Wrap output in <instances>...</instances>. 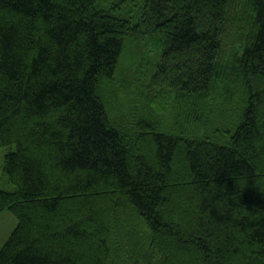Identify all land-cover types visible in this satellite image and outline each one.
<instances>
[{
  "label": "trees",
  "instance_id": "1",
  "mask_svg": "<svg viewBox=\"0 0 264 264\" xmlns=\"http://www.w3.org/2000/svg\"><path fill=\"white\" fill-rule=\"evenodd\" d=\"M6 146L0 264H264V0H0Z\"/></svg>",
  "mask_w": 264,
  "mask_h": 264
},
{
  "label": "rangeland",
  "instance_id": "2",
  "mask_svg": "<svg viewBox=\"0 0 264 264\" xmlns=\"http://www.w3.org/2000/svg\"><path fill=\"white\" fill-rule=\"evenodd\" d=\"M153 52L156 53V50L149 52L147 54V64L146 66H149L150 64L153 65V61L155 59V55ZM146 56V55H145ZM125 60H121L118 62L116 72L115 74H119V78L121 79V82L123 80H127V66L122 65ZM144 67V73L148 74V70L146 71L147 67ZM120 88L122 87V83H120ZM158 102H161V98L157 100ZM123 105L120 106L121 111L126 115H128V120H131V123L136 124L137 121L141 117V112L140 110H137L133 104L127 99V96L125 95L124 92V98L122 99ZM156 105V104H155ZM154 105V106H155ZM159 109H160V104H159ZM157 109V107H156ZM124 118V117H123ZM14 149V146H6V147H0V189L2 190H7V191H12L14 189V186L12 183L8 180V177L5 175L3 171V162H4V156L7 152L11 151ZM16 219L15 217L9 212V211H3L0 214V247L7 241L9 236L11 235L13 229L16 226Z\"/></svg>",
  "mask_w": 264,
  "mask_h": 264
}]
</instances>
